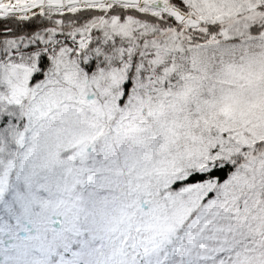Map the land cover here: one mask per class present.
<instances>
[{
  "label": "snow or ice",
  "instance_id": "snow-or-ice-1",
  "mask_svg": "<svg viewBox=\"0 0 264 264\" xmlns=\"http://www.w3.org/2000/svg\"><path fill=\"white\" fill-rule=\"evenodd\" d=\"M0 264H264V0H0Z\"/></svg>",
  "mask_w": 264,
  "mask_h": 264
}]
</instances>
